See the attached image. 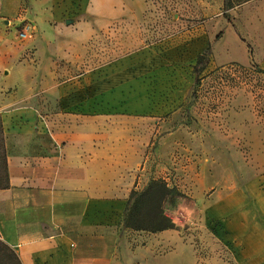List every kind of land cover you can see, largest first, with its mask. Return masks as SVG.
<instances>
[{"label": "rangeland", "instance_id": "rangeland-1", "mask_svg": "<svg viewBox=\"0 0 264 264\" xmlns=\"http://www.w3.org/2000/svg\"><path fill=\"white\" fill-rule=\"evenodd\" d=\"M28 2L0 0V34L34 19ZM225 3L147 0L144 18L109 24L61 62V77L100 101L129 95L161 110L134 189L165 179L183 195L163 204L175 228L130 230L152 237L153 264H264V0ZM227 27L235 53L219 52ZM8 136L0 114L5 152L18 141Z\"/></svg>", "mask_w": 264, "mask_h": 264}, {"label": "crops", "instance_id": "crops-1", "mask_svg": "<svg viewBox=\"0 0 264 264\" xmlns=\"http://www.w3.org/2000/svg\"><path fill=\"white\" fill-rule=\"evenodd\" d=\"M28 1L37 15L15 24H31L30 40L16 29L0 34V114L5 136L18 138L6 145L0 239L21 264H153L152 237L133 236L124 215L161 110L129 95L100 101L61 77V62L87 38L144 18L147 0ZM233 34L227 27L219 52L235 53Z\"/></svg>", "mask_w": 264, "mask_h": 264}, {"label": "trees", "instance_id": "trees-1", "mask_svg": "<svg viewBox=\"0 0 264 264\" xmlns=\"http://www.w3.org/2000/svg\"><path fill=\"white\" fill-rule=\"evenodd\" d=\"M241 1L245 2L247 0ZM233 3L234 0H226L225 5L233 7ZM227 18L229 19L230 16L227 15ZM201 63H206L203 54L199 56L197 63L194 65L196 72H199L200 68L198 66ZM8 186L4 140L0 139V188H7ZM182 195V191H179L176 187H171L165 179H152L144 189L132 190L124 215L125 228L149 233L163 232L175 228L174 222L165 214L163 204L168 201L175 202ZM0 264H21L16 252L1 239Z\"/></svg>", "mask_w": 264, "mask_h": 264}, {"label": "built area", "instance_id": "built-area-1", "mask_svg": "<svg viewBox=\"0 0 264 264\" xmlns=\"http://www.w3.org/2000/svg\"><path fill=\"white\" fill-rule=\"evenodd\" d=\"M31 28H32V26H31V24L29 23V22H25L24 23V25L22 26V31H21V33H19V38L20 39H25L26 38V36H27V32L29 31V30H31Z\"/></svg>", "mask_w": 264, "mask_h": 264}]
</instances>
